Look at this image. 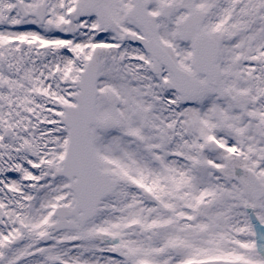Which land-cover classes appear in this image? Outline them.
<instances>
[{
    "label": "snow or ice",
    "instance_id": "snow-or-ice-1",
    "mask_svg": "<svg viewBox=\"0 0 264 264\" xmlns=\"http://www.w3.org/2000/svg\"><path fill=\"white\" fill-rule=\"evenodd\" d=\"M0 264H264V0H0Z\"/></svg>",
    "mask_w": 264,
    "mask_h": 264
}]
</instances>
